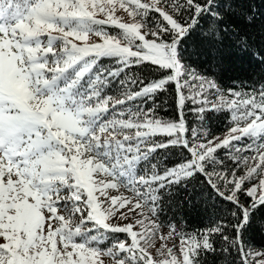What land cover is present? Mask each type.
<instances>
[{
    "label": "snow or ice",
    "instance_id": "6c2138e0",
    "mask_svg": "<svg viewBox=\"0 0 264 264\" xmlns=\"http://www.w3.org/2000/svg\"><path fill=\"white\" fill-rule=\"evenodd\" d=\"M0 264H264V0H0Z\"/></svg>",
    "mask_w": 264,
    "mask_h": 264
},
{
    "label": "trees",
    "instance_id": "16d2710c",
    "mask_svg": "<svg viewBox=\"0 0 264 264\" xmlns=\"http://www.w3.org/2000/svg\"><path fill=\"white\" fill-rule=\"evenodd\" d=\"M199 42V37L194 35L191 38V42L189 44V47H193ZM202 61H205V66L207 67V62L205 57H200ZM221 63L223 67L217 68L216 70L219 71L221 77L224 80H228L231 78H235L244 72L247 71V64H246V57L243 54H233L229 52H223L221 54ZM222 127V125H221ZM164 215V214H162ZM168 215H171V211L169 210ZM197 214L193 213V217L190 218V225L192 227L199 228L201 225L198 223V220L196 218ZM191 230V227L189 228ZM260 235L258 233H251L249 236V239L254 243V246L259 247V244H255L258 240H260Z\"/></svg>",
    "mask_w": 264,
    "mask_h": 264
}]
</instances>
